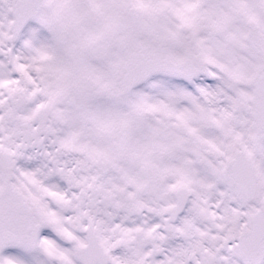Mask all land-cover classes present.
<instances>
[{
    "label": "snow or ice",
    "instance_id": "1",
    "mask_svg": "<svg viewBox=\"0 0 264 264\" xmlns=\"http://www.w3.org/2000/svg\"><path fill=\"white\" fill-rule=\"evenodd\" d=\"M0 264H264V0H0Z\"/></svg>",
    "mask_w": 264,
    "mask_h": 264
}]
</instances>
